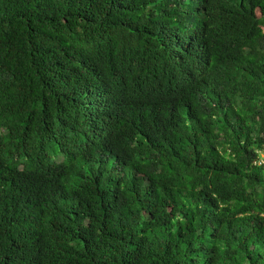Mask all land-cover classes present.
Segmentation results:
<instances>
[{"label":"trees","instance_id":"1","mask_svg":"<svg viewBox=\"0 0 264 264\" xmlns=\"http://www.w3.org/2000/svg\"><path fill=\"white\" fill-rule=\"evenodd\" d=\"M264 0H0V264H264Z\"/></svg>","mask_w":264,"mask_h":264},{"label":"rangeland","instance_id":"2","mask_svg":"<svg viewBox=\"0 0 264 264\" xmlns=\"http://www.w3.org/2000/svg\"><path fill=\"white\" fill-rule=\"evenodd\" d=\"M264 163V152L260 154V164Z\"/></svg>","mask_w":264,"mask_h":264}]
</instances>
